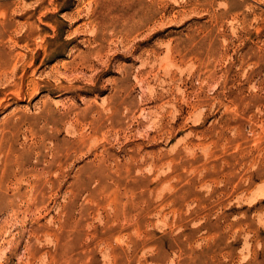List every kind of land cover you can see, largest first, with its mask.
<instances>
[{
	"label": "rangeland",
	"instance_id": "obj_1",
	"mask_svg": "<svg viewBox=\"0 0 264 264\" xmlns=\"http://www.w3.org/2000/svg\"><path fill=\"white\" fill-rule=\"evenodd\" d=\"M0 264H264V0H0Z\"/></svg>",
	"mask_w": 264,
	"mask_h": 264
}]
</instances>
